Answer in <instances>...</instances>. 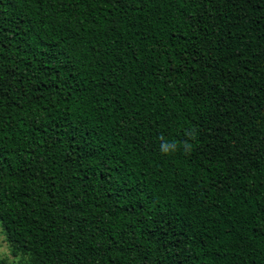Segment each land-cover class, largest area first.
<instances>
[{
	"label": "trees",
	"instance_id": "1",
	"mask_svg": "<svg viewBox=\"0 0 264 264\" xmlns=\"http://www.w3.org/2000/svg\"><path fill=\"white\" fill-rule=\"evenodd\" d=\"M0 223L14 264H264V0H0Z\"/></svg>",
	"mask_w": 264,
	"mask_h": 264
},
{
	"label": "rangeland",
	"instance_id": "2",
	"mask_svg": "<svg viewBox=\"0 0 264 264\" xmlns=\"http://www.w3.org/2000/svg\"><path fill=\"white\" fill-rule=\"evenodd\" d=\"M32 260L31 254L13 248L7 239L6 232L0 223V261H7L12 264L16 262L29 263Z\"/></svg>",
	"mask_w": 264,
	"mask_h": 264
}]
</instances>
